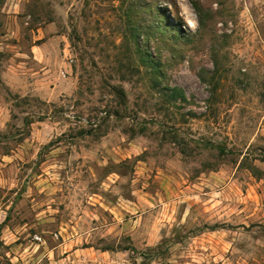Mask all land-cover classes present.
<instances>
[{
  "label": "rangeland",
  "instance_id": "rangeland-1",
  "mask_svg": "<svg viewBox=\"0 0 264 264\" xmlns=\"http://www.w3.org/2000/svg\"><path fill=\"white\" fill-rule=\"evenodd\" d=\"M190 1L0 0V264H264V0Z\"/></svg>",
  "mask_w": 264,
  "mask_h": 264
},
{
  "label": "trees",
  "instance_id": "trees-1",
  "mask_svg": "<svg viewBox=\"0 0 264 264\" xmlns=\"http://www.w3.org/2000/svg\"><path fill=\"white\" fill-rule=\"evenodd\" d=\"M191 2V4L194 6V8L197 10V6H196V4H195V2L194 1H190ZM114 248H112V247H110V246H107V247H104V250H113ZM123 249H127V247H124Z\"/></svg>",
  "mask_w": 264,
  "mask_h": 264
}]
</instances>
